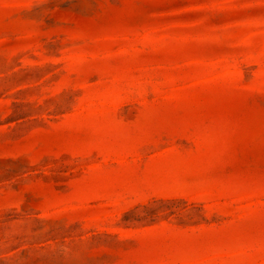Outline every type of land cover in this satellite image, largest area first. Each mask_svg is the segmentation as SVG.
<instances>
[{"label":"rangeland","instance_id":"obj_1","mask_svg":"<svg viewBox=\"0 0 264 264\" xmlns=\"http://www.w3.org/2000/svg\"><path fill=\"white\" fill-rule=\"evenodd\" d=\"M0 264H264V0H0Z\"/></svg>","mask_w":264,"mask_h":264}]
</instances>
